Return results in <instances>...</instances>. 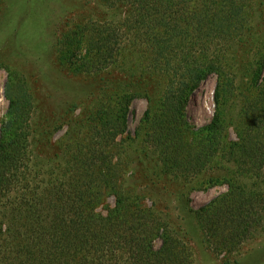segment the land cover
<instances>
[{"label": "trees", "instance_id": "trees-1", "mask_svg": "<svg viewBox=\"0 0 264 264\" xmlns=\"http://www.w3.org/2000/svg\"><path fill=\"white\" fill-rule=\"evenodd\" d=\"M97 3L109 8L111 16L80 25L75 42L80 54L69 67L95 74L120 66L160 81L161 95L149 97L139 129L148 128L164 169L183 180L208 170L207 183L227 184L226 191L194 210L205 244L215 253L228 252L264 233V76L260 61L254 62L264 52L253 57L255 86L250 93L258 115L236 124V139L222 135L227 114L222 107L227 101L222 100L221 83L232 81V50L253 34L254 10L264 0ZM97 28V39L89 41L87 31ZM71 47L70 42V54ZM92 53L96 58L88 62ZM177 55L189 58L182 64L171 62ZM213 73L218 78L213 118L187 140L184 110L190 94ZM138 95L101 94L84 123L69 125L53 156L34 150L30 115L4 122L0 264H193L186 239L168 218L146 204L139 188L124 184V174L137 155L132 144L138 132L131 142L117 137L125 131L126 110ZM219 171L225 173L223 178ZM109 195L114 204L105 206Z\"/></svg>", "mask_w": 264, "mask_h": 264}, {"label": "rangeland", "instance_id": "rangeland-1", "mask_svg": "<svg viewBox=\"0 0 264 264\" xmlns=\"http://www.w3.org/2000/svg\"><path fill=\"white\" fill-rule=\"evenodd\" d=\"M111 13L97 0L0 2V136L7 119L16 115L23 121L30 115L34 150L53 156L60 150L59 142L69 125L75 121L84 123L101 94L109 92L122 96L127 91H137L140 95L131 100L126 110L125 131L117 137L118 141L127 137L131 142V137L138 132L136 143L132 144L137 155L124 174V184L139 188L146 204L153 205L168 218L171 226L186 239L193 264H264V233L256 234L228 252L215 253L205 244L194 210L226 191V182L207 183L208 170L186 180L165 170L159 151H155L148 139V128L139 129L140 119L150 107L149 97L161 95H158L160 81L152 75L146 77L134 74L130 69L124 71L120 66L95 74L85 73L88 70L78 72L72 65L69 67L75 54H80V47L75 45L80 25L86 20L108 18ZM123 14L124 10L121 16ZM253 23L257 24L253 34L232 50L235 59L230 74L232 81L221 82L225 92V96L222 92V100L227 101L222 107L227 113L222 135L227 139L237 138L238 122L245 124L258 115V109H253L256 100L250 92L255 86L252 84L254 62L260 61L264 76V57L260 56L256 61L253 58L257 52H264V4L254 10ZM90 30L92 33L87 31L89 41L91 37L97 39L98 28ZM70 42L72 54L66 51ZM95 58V53L87 57L88 62ZM184 58L189 57L177 55L171 62L182 64ZM186 69L184 63V72ZM178 81L176 77L174 85ZM217 83V75L213 73L190 94L184 110L187 140L192 139L193 130L212 120ZM224 174L223 171L217 173L222 178ZM129 175H132L131 180ZM114 200L112 195L107 196L105 206H112Z\"/></svg>", "mask_w": 264, "mask_h": 264}]
</instances>
